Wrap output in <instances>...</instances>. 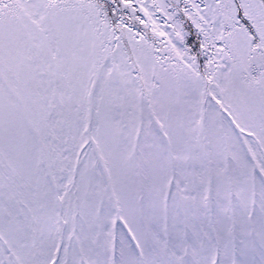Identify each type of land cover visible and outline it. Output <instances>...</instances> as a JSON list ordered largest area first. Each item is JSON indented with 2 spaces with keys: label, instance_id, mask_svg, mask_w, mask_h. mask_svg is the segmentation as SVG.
Wrapping results in <instances>:
<instances>
[{
  "label": "snow or ice",
  "instance_id": "6c2138e0",
  "mask_svg": "<svg viewBox=\"0 0 264 264\" xmlns=\"http://www.w3.org/2000/svg\"><path fill=\"white\" fill-rule=\"evenodd\" d=\"M0 264H264V0H0Z\"/></svg>",
  "mask_w": 264,
  "mask_h": 264
}]
</instances>
